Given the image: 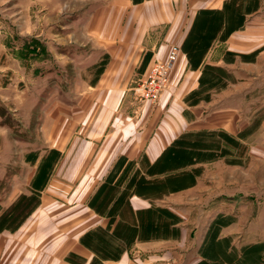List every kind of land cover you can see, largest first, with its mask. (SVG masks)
<instances>
[{"label":"rangeland","instance_id":"1","mask_svg":"<svg viewBox=\"0 0 264 264\" xmlns=\"http://www.w3.org/2000/svg\"><path fill=\"white\" fill-rule=\"evenodd\" d=\"M235 1L245 14L242 24L232 32L244 37L240 46L244 52L225 55L228 67L205 66L198 86L183 97L190 108L199 106L196 117L186 109V117L194 123L177 138L184 143L206 145L209 140L211 144L218 141L224 148V152L219 147L214 154H180L190 163L181 160L178 163L184 166L178 171L190 170L194 178H201L205 195L211 183L231 184L230 187L246 183L250 190H264V0ZM103 2L0 0V264L83 263L77 242L96 255L89 264H105L133 241L124 227L126 223L120 233L109 231L116 217L113 212L120 214L121 221L128 220V226L132 219L128 197H152L147 187L136 191V185L131 183L136 173L141 175L148 169L143 156L131 160L120 152L112 158L110 154L101 155L100 146L110 130L104 129L107 117L101 118V101L109 97L111 90L98 84L108 57L103 51L105 45L96 36L106 35L107 25L92 22L97 11H104ZM215 39L222 40L220 36ZM143 63L142 58L132 71L120 74V87L115 90L130 96L135 117L141 118L145 103L148 112L159 111L161 119L163 112L158 101L170 83L155 102L140 101L136 87L151 65L144 71ZM230 93L246 94L242 118L234 130L236 135L194 136L209 133V126L215 124L214 117L207 115L214 95L220 98ZM225 144L231 146L225 148ZM168 147L154 163L162 158L164 167V151ZM167 153L171 159L166 163H174V154L168 150ZM105 158L109 164L102 168L101 164H107ZM216 159L221 162L208 163ZM161 170L160 174H164V168ZM197 190L191 183L167 197L164 191L154 193L162 200L159 207L176 217L170 219V225L177 228V235L180 227L185 231L186 239L170 247L188 255L185 253L184 261L165 258L144 264H187L191 252L199 253L205 245L207 252H200L202 259L196 264H219L214 257L219 260L218 255L224 252L232 264H264V239L246 258L244 254L239 257V249L228 253L230 244L222 243L231 242L227 236L224 241L214 242L220 235V220H214L206 229L202 226L200 233L193 231V210L205 204L198 198L202 191ZM221 219L226 223L238 220ZM101 227L104 229L99 230ZM141 235L138 236L160 237ZM241 235H237V240ZM235 244L239 246L236 248L245 247L238 241Z\"/></svg>","mask_w":264,"mask_h":264},{"label":"crops","instance_id":"2","mask_svg":"<svg viewBox=\"0 0 264 264\" xmlns=\"http://www.w3.org/2000/svg\"><path fill=\"white\" fill-rule=\"evenodd\" d=\"M103 1V0H102ZM104 11H97L92 24H104V33L106 35H97L96 38L100 43L105 45L104 54L108 57L105 73L100 77L98 84L106 86L110 92L108 98L102 99L101 118L107 117L104 129L110 128L106 133L104 144H101V155H109L114 157V153H124L131 160H138L143 156L146 160V166L153 164L161 155L163 150L186 131L188 125L194 123L192 119H188L185 115L186 109L197 116L196 108H190L183 102V97L191 89L198 86L200 74L205 66H230L225 55L233 52H244L240 49L244 37L235 35V32L230 33L222 40L214 39L208 47L200 64L192 67L189 63L186 52L183 49L185 39L194 23V20L200 10H220L224 5V0H104ZM107 1V2H106ZM100 17L102 19H100ZM101 20V21H99ZM106 20V21H105ZM99 21V22H98ZM105 21V22H104ZM99 30V29H98ZM179 47V53L176 63L170 73V87L165 91L158 101L159 109L163 112L160 119L159 111L148 112V106L144 103L142 112L139 117H135L136 112L133 108V101L130 96H124V92H119L118 76L124 72L132 71L135 66L144 59L143 67L145 70L150 63L156 58H166L171 46ZM108 81V82H106ZM105 83L107 85H105ZM229 87V86H228ZM226 87L227 89H229ZM226 89V90H227ZM214 95V100L210 101L211 107L207 115L214 117L215 124L209 126V132H213L217 137L218 133H225L232 137L236 135L235 127L242 118V104L245 101L246 94H224ZM190 120V121H189ZM218 124V125H217ZM104 129L101 131L104 135ZM104 131V132H103ZM101 135V137H102ZM244 143L240 141V143ZM225 144V148L230 147ZM215 153L218 150H213ZM108 156V158H109ZM103 157L101 156V159ZM107 158V159H108ZM101 164L100 167L105 168L109 163ZM109 160V159H108ZM101 161V160H100ZM103 162V161H102ZM221 161H210L211 164H219ZM99 163V162H98ZM145 166V167H146ZM170 173V172H168ZM168 173L150 174L145 170L143 175L148 180L162 179ZM172 173V172H171ZM140 176V175H139ZM205 185L201 178H194L193 189L200 191L198 198L204 201L202 208L196 207L194 213L193 231L200 233V228L210 225L214 220H220L221 226L218 228L219 237L214 239V242L224 241L225 236L228 237L230 243H225L228 253L232 250L239 249L242 254V247L235 244L237 241L244 244L245 247L249 243L258 244L264 239V190L252 189L248 185L240 183L239 186H231V184H209L208 194L201 190V186ZM174 191L164 192V197L174 194ZM168 195H165V194ZM203 194V196H201ZM157 196V198L155 197ZM155 197V198H154ZM207 197V198H206ZM161 199L156 194H152L151 198H144L137 195L128 197L129 216L131 226L138 222L137 212L147 209H161ZM198 208V209H197ZM196 210V212H195ZM158 213V212H157ZM164 219V215L162 216ZM237 217L238 220L224 222L221 218ZM251 217V219H249ZM134 218V219H133ZM120 215H116L113 225H110V232L115 231L117 222L120 220ZM161 219V220H163ZM169 219H165L168 222ZM164 221V220H163ZM240 221V224L238 223ZM116 223V224H115ZM125 223L129 224L126 220ZM161 223V222H159ZM164 225V222H162ZM223 223V224H222ZM115 224V225H114ZM104 229L100 228L99 230ZM176 230V234H174ZM103 232V231H101ZM204 232V231H203ZM242 234L237 240L238 234ZM154 234V233H151ZM160 237H140L134 236L130 247L121 254L117 253L114 259L108 258L105 264H144L153 260L164 261V259H181L184 261L185 253L182 251H174L170 247L175 242H182L185 231L180 227V232L175 227L169 225L167 234L159 231ZM249 234L252 235V240H249ZM172 237V239L170 238ZM222 237V238H221ZM231 237L233 240H231ZM248 237V238H247ZM247 238V241L246 239ZM141 239V240H138ZM148 239V240H147ZM219 240V241H218ZM251 241V242H250ZM199 242V241H198ZM201 243V242H199ZM66 244V243H65ZM236 245V246H235ZM76 249L83 257V263L89 264L95 255L93 250L83 244L77 242ZM206 246V245H205ZM201 246L203 254L207 252L206 247ZM224 248V247H223ZM170 250V251H167ZM223 251V250H222ZM219 251V252H222ZM231 251V252H232ZM97 253V251H95ZM191 252L187 259V264H196L202 257L201 253ZM190 253V252H189ZM219 254V253H218ZM188 255V253H186ZM96 256V255H95ZM111 257V256H110ZM216 258V263L232 264L230 259L222 253ZM211 258V257H210ZM61 264V263H60ZM62 264H72L63 262ZM208 264H212L208 262Z\"/></svg>","mask_w":264,"mask_h":264},{"label":"trees","instance_id":"3","mask_svg":"<svg viewBox=\"0 0 264 264\" xmlns=\"http://www.w3.org/2000/svg\"><path fill=\"white\" fill-rule=\"evenodd\" d=\"M244 14L242 7L235 1V0H229L224 3L222 9L220 10H200L194 20V23L185 39L183 49L187 54L189 63L192 67H196L200 64V61L202 59V56L208 49V47L211 45L212 41L220 36L222 39L227 37L232 31L238 29V27L242 24L241 22L244 19ZM206 68H209L206 66ZM204 133V134H203ZM224 134V137L229 136L225 133H221V135ZM218 135V134H217ZM194 136H206V137H213L215 134L213 132H202V133H196ZM219 136V135H218ZM209 140V143L206 144H200L198 142H188L184 143L183 140L176 139L165 151H164V167H161L163 165L162 158L158 163H153L148 165L147 172L150 174L154 173H161L164 168V173H168L164 178L162 179H154V180H148L143 175H140L136 173V175L133 176L131 183L133 187L136 185V191L138 187H147V192H149L151 195L156 193L157 191H174L177 189H180L184 187L185 185H189L193 183L194 181V172L192 171H178V168L180 166H184V164H180L181 160L187 159L186 156L180 157V154L182 152H185L187 154H192L193 152H200L202 154L205 153H215L213 150H218L220 147V151L224 152V148H221L220 142L214 141L215 144H211ZM226 142V140H224ZM218 143V145H217ZM177 146V147H176ZM178 149V150H176ZM168 152H172L174 154V160H176L174 163H166V160L171 159V157H168ZM176 152V153H175ZM211 154V155H213ZM216 155V154H215ZM214 155V156H215ZM210 156V155H209ZM213 157V156H212ZM173 160V161H174ZM186 163H190V160H184ZM161 167V168H160ZM160 168V169H159ZM172 172V173H171ZM192 177V178H191ZM186 179H190L189 182L185 183ZM192 180V181H191ZM188 183V184H187ZM142 194V193H140ZM119 201V200H118ZM119 205V202L117 203ZM114 211V210H113ZM158 212V213H157ZM115 215H120L119 213L113 212ZM164 215V219L163 216ZM138 222L131 226L126 223L124 226L123 221L121 219L117 222L114 233H120L119 231L123 229V226L128 229V233H130V236L133 238L135 235L142 236V234H151V233H158L159 231H163L167 234L169 231V225L172 224V220H175L176 217L173 216L171 213H169L166 210L163 209H147L144 211L137 212ZM163 219V220H161ZM165 219H169L168 222L165 221ZM161 222V223H159ZM164 222V225L163 223ZM176 230H174V234H176ZM260 244H254L251 246L244 247L242 249V255L247 258V255H249V252L253 249H256L259 247ZM242 260L243 257L241 256Z\"/></svg>","mask_w":264,"mask_h":264},{"label":"built area","instance_id":"4","mask_svg":"<svg viewBox=\"0 0 264 264\" xmlns=\"http://www.w3.org/2000/svg\"><path fill=\"white\" fill-rule=\"evenodd\" d=\"M179 47L171 46L166 58L154 59L145 76L137 84V97L140 101L155 102L169 87L170 73L177 61Z\"/></svg>","mask_w":264,"mask_h":264}]
</instances>
